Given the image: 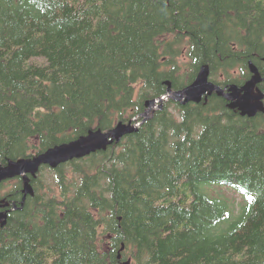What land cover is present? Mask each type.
Wrapping results in <instances>:
<instances>
[{"label":"trees","instance_id":"obj_1","mask_svg":"<svg viewBox=\"0 0 264 264\" xmlns=\"http://www.w3.org/2000/svg\"><path fill=\"white\" fill-rule=\"evenodd\" d=\"M250 62L264 76V0H0V166L141 116L204 66L244 84ZM150 115L42 167L23 207L22 178L2 182L19 207L0 264H264V112L213 93ZM211 185L252 199L234 217Z\"/></svg>","mask_w":264,"mask_h":264},{"label":"water","instance_id":"obj_2","mask_svg":"<svg viewBox=\"0 0 264 264\" xmlns=\"http://www.w3.org/2000/svg\"><path fill=\"white\" fill-rule=\"evenodd\" d=\"M249 66L253 73L251 80L243 86L231 84L226 89L210 81V69L208 66H204L195 80L185 88L173 91L169 84L166 95L160 99L147 101L146 105L148 109L146 113L135 117L128 123L121 122L107 133H103L101 130L92 131L91 134L89 133L90 135H83L70 142L50 147L47 151L34 157L12 160L8 164L0 166V184L16 177L22 178L24 196L21 207H23L28 195L34 193L31 178L32 176L35 177L44 165L57 167L75 159L86 157L99 150L106 149L107 146L114 144L115 141H121L125 135L137 130L138 126L150 116L152 108L155 107L157 109L158 107H162L166 99L180 101L182 104L190 102L200 103L207 94L211 95L215 92L229 101V107L239 109L244 116L253 117L258 112L264 111V105L261 103V100L264 98V92L256 91V86L264 81V77L259 74L255 65L251 63ZM139 117H144V121L139 123L137 120ZM134 121L135 124H133ZM10 206V201L0 199V209H7L6 211L3 210L0 212V221L2 224L6 223L9 213L12 211H8ZM18 207V205L13 204V208L17 209ZM121 257L122 255L120 253L119 258L121 259ZM122 264H132V260H125Z\"/></svg>","mask_w":264,"mask_h":264},{"label":"rangeland","instance_id":"obj_3","mask_svg":"<svg viewBox=\"0 0 264 264\" xmlns=\"http://www.w3.org/2000/svg\"><path fill=\"white\" fill-rule=\"evenodd\" d=\"M222 76H224V75L222 74ZM174 110L175 109L172 106L171 107V111H174ZM133 119L134 118H132L131 120H133ZM129 121H127L126 123H128ZM121 122H123V121H120V122L116 123L113 126V128H111L110 130H104V129H101V128L96 129V130H101L103 133H107V132L111 131L112 129H114ZM119 141H115V142H119ZM47 150H45V151H47ZM47 166H49L51 169H56V168H59L60 165L57 166V167H52L50 165H47ZM43 173H44V175H46L48 177L53 174V172L51 170H48V169L45 170ZM32 177H34V176H32ZM209 192H210V194H213L215 196H219L222 200H224L229 205L230 209L232 210L234 217L242 215V213L244 212L245 207H246V205H247V203L249 201V198H247L243 194L242 191H240L239 189L233 188V187H229V186L211 185L209 187ZM57 195L59 196L58 193H57ZM6 210L7 209H4V211H6ZM11 210H13V208L10 207V209L8 211H11ZM0 223H2V222L0 221Z\"/></svg>","mask_w":264,"mask_h":264},{"label":"flooded vegetation","instance_id":"obj_4","mask_svg":"<svg viewBox=\"0 0 264 264\" xmlns=\"http://www.w3.org/2000/svg\"><path fill=\"white\" fill-rule=\"evenodd\" d=\"M261 103L264 105V99L261 100ZM263 112H264V111H263ZM258 113H260V112H258ZM2 210H4V209H3V208L0 209V211H2Z\"/></svg>","mask_w":264,"mask_h":264},{"label":"snow or ice","instance_id":"obj_5","mask_svg":"<svg viewBox=\"0 0 264 264\" xmlns=\"http://www.w3.org/2000/svg\"><path fill=\"white\" fill-rule=\"evenodd\" d=\"M249 199L251 200L252 198H251V197H249Z\"/></svg>","mask_w":264,"mask_h":264}]
</instances>
